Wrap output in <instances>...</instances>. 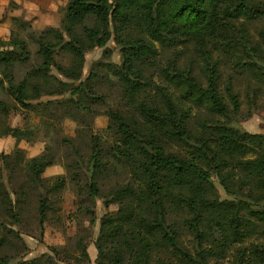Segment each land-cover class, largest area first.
Here are the masks:
<instances>
[{"label":"trees","instance_id":"trees-1","mask_svg":"<svg viewBox=\"0 0 264 264\" xmlns=\"http://www.w3.org/2000/svg\"><path fill=\"white\" fill-rule=\"evenodd\" d=\"M29 38L14 33L0 41V92L10 103L0 100V138L24 140V131L6 122L9 112L18 105L34 110L32 101L43 96L54 98L43 104V116L70 118L82 126L78 133H87L93 114L87 103L104 102L96 91L102 72L117 79L125 104L137 114L108 112L119 143L105 150L89 135L92 153L84 169L77 160L66 165L83 198L102 197L106 209L118 206L101 220L97 264H264V133L232 126L240 100L232 84L227 98L220 87L226 61L264 86V0H69L60 29ZM110 42L121 64L98 61L84 79L87 53ZM30 44L39 63L16 81L15 68L32 62ZM180 47H193L198 58L182 62L178 55L161 64L162 50ZM61 54L69 56L68 65L58 62ZM15 154L22 157V151ZM15 154L0 153V264H57L47 255L17 261L13 254L26 250L14 228L21 224L25 193L5 179L17 169L11 165ZM53 164L47 154L24 170L33 182ZM120 168L125 180L103 194L100 183ZM64 186L59 177L49 191ZM47 194L38 208L42 229L51 209ZM183 236L193 238L191 247ZM80 239L81 257L66 254L64 263L90 262Z\"/></svg>","mask_w":264,"mask_h":264},{"label":"rangeland","instance_id":"rangeland-1","mask_svg":"<svg viewBox=\"0 0 264 264\" xmlns=\"http://www.w3.org/2000/svg\"><path fill=\"white\" fill-rule=\"evenodd\" d=\"M68 2L69 0H0V41L8 42L14 33L30 41L29 34L31 33L38 35L50 27L60 29L64 23ZM30 45L33 55L32 62L26 66L15 68L16 81L22 80L27 72L35 67V63H39L36 55L37 47L34 44ZM178 55H181L182 62H190L198 58L193 47H180L162 50L160 62L165 65L167 60ZM57 60L62 65L69 64L68 55L61 54ZM98 61L121 64L122 58L119 49L112 42L105 49H94L86 55L84 79ZM195 69H199V66H195ZM221 69L220 87L223 95L227 98L226 88L232 84L233 91L238 96L241 105L239 114L232 115V126L250 133H264V86L251 80L246 73L236 74L229 61H226ZM52 73L58 76L55 70ZM196 74L199 75V71H196ZM3 80L0 76V82ZM158 81L155 78V82ZM98 83L96 91L103 96L104 102L102 104L87 103V106L93 111V114L88 117L89 126L84 128L88 134L78 133V129H82V126L70 118H64L57 122L43 116V104L54 99L47 96L32 101L34 110H25L18 105L16 110L9 112L6 121L8 125L24 131L26 135L25 139L21 141L9 136L0 138V153L14 155L17 151H22V157L15 154V161L11 164L12 168H17L12 173L11 180L8 181L5 176L8 186H14L16 189L20 187L21 191L25 193L21 224L14 228L20 232L26 250L18 252V254L13 253L16 255L17 261H31L47 255L57 264H73L74 262L71 261L64 263L63 259L66 254H68L67 256L81 257L82 250L79 249L78 244L80 238H83L84 245L88 247L89 257L91 256L93 260L90 258V262L87 264H97L98 251L95 242L99 237L101 220L108 211L117 212L118 206L112 204L109 209H106L102 197L98 200L83 198L84 196L80 194L76 183L72 181L71 177L74 174L70 172L71 170L66 169V165L77 160L82 164L85 162L84 169L92 153V142L89 135L100 139L105 150L119 143L118 137L109 129L111 123L108 112L119 111L128 115L133 110L125 104L116 78L107 72H102ZM202 83H205L204 80ZM0 100L10 104L8 98L1 92ZM132 112L137 116L134 110ZM215 119L222 120L219 117H215ZM63 139L71 141L77 148V155L74 154L76 149L64 144ZM47 154L53 158L54 164L45 170L39 180L31 182L24 170L26 164L33 158ZM84 175L81 176V184L84 187V193H88L87 180ZM59 177L65 179L64 188L58 192L49 191ZM107 178L106 181L100 183L103 194H108L110 189L120 181H124L126 176L120 168L117 175L110 172ZM216 185L221 196L225 197L217 183ZM46 192H48L47 197L51 209L47 213V221L42 229L39 225L38 208L42 195ZM12 198L15 199V196L12 195ZM1 216L0 214V218ZM181 241L187 247H191L193 238L183 236ZM245 245H249V243ZM52 249H55L58 254L53 253ZM220 264H227V262L224 261Z\"/></svg>","mask_w":264,"mask_h":264},{"label":"crops","instance_id":"crops-1","mask_svg":"<svg viewBox=\"0 0 264 264\" xmlns=\"http://www.w3.org/2000/svg\"><path fill=\"white\" fill-rule=\"evenodd\" d=\"M90 258H91V256H90ZM91 260H92V258H91ZM93 261V260H92Z\"/></svg>","mask_w":264,"mask_h":264}]
</instances>
